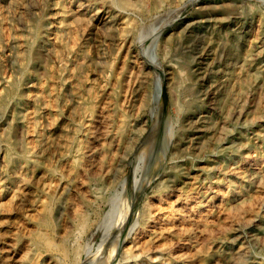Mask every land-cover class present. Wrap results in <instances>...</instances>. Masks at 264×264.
<instances>
[{
	"label": "rangeland",
	"instance_id": "rangeland-1",
	"mask_svg": "<svg viewBox=\"0 0 264 264\" xmlns=\"http://www.w3.org/2000/svg\"><path fill=\"white\" fill-rule=\"evenodd\" d=\"M16 1L0 0V264H264V0Z\"/></svg>",
	"mask_w": 264,
	"mask_h": 264
},
{
	"label": "bare ground",
	"instance_id": "bare-ground-1",
	"mask_svg": "<svg viewBox=\"0 0 264 264\" xmlns=\"http://www.w3.org/2000/svg\"><path fill=\"white\" fill-rule=\"evenodd\" d=\"M1 1H2V0H1ZM10 1H11V0H10ZM17 1H18V0H17ZM17 1H16V2H17ZM215 1H216V0H215ZM21 2H22V1H21ZM88 2H91V1L88 0ZM213 2H214V1H213ZM0 3H1V2H0ZM9 3H10V2H9ZM13 3H14V2H13ZM19 3H20V2H19ZM83 3H84V2H83ZM211 3H212V2H211ZM214 3H215V2H214ZM3 4H4V3H3ZM20 4H21V3H20ZM20 4H19V5H20ZM69 4H70V3H69ZM84 4H85V3H84ZM222 4H223V3H222ZM12 5H16V4H12ZM23 5H24V4H23ZM23 5H22V6H23ZM89 5H90V3H89ZM220 5H221V4H220ZM223 5H224V4H223ZM237 5H238V4H237ZM237 5H236V6H237ZM24 6H25V5H24ZM24 6H23V7H24ZM75 6H76V5H75ZM0 7H1V5H0ZM26 7H27V6H26ZM53 7H54V6H53ZM58 7H59V6H58ZM68 7H70V6H68ZM68 7H67V8H68ZM71 7H72V6H71ZM71 7H70V8H71ZM239 7H240V6H239ZM2 8H3V7H2ZM21 8H22V7H21ZM54 8H55V7H54ZM210 8H211V7H210ZM16 9H18V8H16ZM25 9H26V8H25ZM74 9H75V8H74ZM234 9H235V6H234L233 2L231 3V1H230L229 3H227V4L224 6V10H225L226 12H228V13H230V12L233 11ZM19 10L22 11V9H19ZM71 10H72V8H71ZM84 10H85V9H84ZM26 11H27V10H26ZM68 11H69V10H68ZM72 11H73V10H72ZM225 11H224V12H225ZM17 12H18V11H17ZM53 12H55V11H53ZM56 12H58V11H56ZM60 12H61V10H60ZM93 12H94V11H93ZM108 12H109V11H108ZM110 12H111V11H110ZM20 13H21V12H20ZM23 13H24V11L22 12V14H23ZM114 13H115V12H114ZM117 13H118V12H117ZM122 13H123V12H122ZM231 13H232V12H231ZM52 14H53V13H52ZM58 14H59V13H58ZM62 14H64V13H62ZM77 14H78V13H77ZM107 14H109V13H107ZM112 14H113V13H112ZM115 14H116V13H115ZM225 14H226V13H225ZM255 14H256V13H255ZM0 15H1V14H0ZM55 15H56V14H55ZM221 15H222V14H221ZM260 15H261V14H260ZM51 16H52V15H51ZM75 16H76V15H75ZM75 16H74V17H75ZM77 16H80V15H77ZM124 16L126 17V15H123V17H124ZM3 17H4V15H3ZM72 17H73V16H72ZM81 17H82V16H81ZM85 17H88V16L86 15ZM85 17H84V18H85ZM102 17H103V16H102ZM225 17H226V16H225ZM234 17H236V16H234ZM53 18H54V17H53ZM55 18H56V17H55ZM79 18H80V17H79ZM109 18H110V17H109ZM120 18H121V17H120ZM232 18H233V17H232ZM70 19H71V18H70ZM70 19H69V20H70ZM88 19H89V18H88ZM106 19H107V18H106ZM124 19H125V18H124ZM240 19H241V18H240ZM34 20H36V19H34ZM52 20H53V19H52ZM81 20H82V19H81ZM91 20H92V19H91ZM121 20H122V19H121ZM255 20H256V19H255ZM258 20H259V19H258ZM3 21H4V20H3ZM6 21H7V20H6ZM60 21L62 22V20H60ZM66 21H68V20H66ZM71 21H72V23H73V20H71ZM92 21H93V20H92ZM118 21H119V20H118ZM126 21H128V20H126ZM223 21H225V20H223ZM223 21H222V22H223ZM238 21H239V19H238ZM262 21H264V20H262ZM61 22H59V23L61 24ZM128 22H129V21H128ZM222 22L220 21L221 24H222ZM227 22H228V20H227ZM227 22H226V23H227ZM243 22H244V21H243ZM243 22L241 21V23H243ZM258 22H259V21H258ZM258 22H257V24H258ZM5 23H6V22H5ZM7 23H8V22H7ZM54 23H55V22H54ZM59 23H58V24H59ZM189 23H190V22H189ZM3 24H4V23H3ZM58 24H57V26H60V24H59V25H58ZM67 24H68V23H67ZM95 24H96V23H95ZM123 24H124V23H123ZM127 24H128V23H127ZM129 24H130V23H129ZM185 24H186V23H185ZM224 24H225V23H224ZM4 25H5V24H4ZM6 25H8V24H6ZM35 25L38 26V24H36V23H35ZM96 25H97V24H96ZM115 25H116V24H115ZM121 25H122V24H121ZM183 25H184V24H183ZM236 25H237V24H236ZM0 26H1V25H0ZM74 26H75V25H74ZM123 26H125V25H123ZM184 26H185V25H184ZM190 26H191V24H190ZM225 26H226V25H225ZM6 27H7V26H6ZM6 27H5V28H6ZM48 27H49V26H48ZM50 27H51V26H50ZM53 27H54V25H53ZM53 27H52V28H53ZM62 27H63V26H62ZM67 27H70V26H67ZM72 27H73V26H72ZM113 27H114V26H113ZM233 27H234V26H233ZM255 27H256V26H255ZM3 28H4V26H3ZM5 28H4V29H5ZM70 28H71V27H70ZM188 28H189V27H188ZM242 28H243V26H242ZM263 28H264V26H263ZM7 29H8V28H7ZM71 29H72V28H71ZM34 30H36V29H34ZM47 30H48V29H47ZM66 30H67V29H65V31H66ZM72 30H74V29H72ZM187 30H188V29H187ZM245 30H246V29H245ZM5 31H6V30H5ZM30 31H31V30H30ZM49 31H50V30H49ZM63 31H64V30H63ZM18 32H19V31H18ZM35 32H36V31H35ZM41 32H42V31H41ZM45 32H46V30H45ZM61 32H62V31H61ZM120 32H121V31H120ZM124 32H125V31H124ZM233 32H234V30H233ZM240 32H241V31H240ZM230 33H231V32H230ZM255 33H256V31H255ZM255 33H254V34H255ZM19 34H20V33H19ZM40 34H41V33H40ZM125 34H126V33H125ZM127 34L129 35V33H127ZM183 34H184V33H183ZM214 34H215V33H214ZM36 35H37V34H36ZM55 35L57 36V33H55ZM186 35H187V34H186ZM215 35H216V34H215ZM230 35H231V34H230ZM230 35H228V36H230ZM232 35H233V34H232ZM235 35H236V34H235ZM49 36H50V35H49ZM51 36H52V35H51ZM53 36H54V35H53ZM58 36H59V35H58ZM122 36H123V35H122ZM122 36H121V37H122ZM254 36H255V35H254ZM18 37H19V36H18ZM31 37H32V35H31ZM33 37H34V35H33ZM129 37H130V36H129ZM182 37H184V36L182 35ZM53 38H54V37H53ZM61 38H62V36H61ZM119 38H120V37H119ZM122 38H123V37H122ZM122 38H121V39H122ZM247 38H248V37H247ZM253 38H254V37H253ZM258 38H260V37H258ZM20 39H21V38H20ZM54 39H56V38H54ZM57 39L60 40V37H58ZM75 39H77V38H75ZM121 39H120V40H121ZM175 39H176V37H175ZM187 39H188V38H187ZM212 39H213V38H212ZM249 39H250V38H249ZM70 40H71V39H70ZM107 40H108V39H107ZM123 40H124V38H123ZM129 40H130V39H129ZM176 40H177V39H176ZM220 40H221V39H219V41H220ZM225 40H226V39H225ZM225 40H224V41H225ZM254 40H255V39H254ZM31 41H32V40H31ZM56 41H57V40H56ZM118 41H119V40H118ZM181 41H182V40H181ZM228 41H229V40H228ZM12 42L14 43V41H12ZM15 42H16V41H15ZM21 42H22V41H21ZM106 42H108V41H106ZM121 42H122V41H121ZM129 42H130V41H128V44H129ZM229 42H230V41H229ZM257 42H258V41H257ZM61 43H62V42H61ZM71 43H72V41H71ZM123 43H124V42H123ZM184 43H185V42H184ZM244 43H245V42H244ZM248 43H249V41L247 42V44H248ZM74 44H75V43H73V45H74ZM126 44H127V43H126ZM128 44H127V45H128ZM181 44H182V42H181ZM211 44H212V43H211ZM226 44H227V43H226ZM226 44H225V45H226ZM230 44H231V43H230ZM1 45H2V44H1ZM177 45H178V44H177ZM215 45H216V44H215ZM218 45H219V44H218ZM228 45H229V44H228ZM259 45H260V44H259ZM2 46H3V45H2ZM30 46H31V45H30ZM170 46H171V45H170ZM180 46H181V45H180ZM183 46H184V44H183ZM209 46H210V45H209ZM262 46H263V45H262ZM17 47H18V46H17ZM28 47H29V46H28ZM120 47H121V46H120ZM247 47H248V46H247ZM254 47H255V46H254ZM33 48H34V46H33ZM33 48H32V49H33ZM48 48H49V47H48ZM71 48H72V47H71ZM124 48H125V47H124ZM169 48H170V47H169ZM213 48H214V47H213ZM215 48H216V47H215ZM231 48H232V47H231ZM259 48H260V47H259ZM15 49H16V48H15ZM72 49H73V48H72ZM126 49H127V47H126ZM210 49H211V48H210ZM218 49H219V48H218ZM229 49H230V48H229ZM255 49L257 50V48H255ZM259 50H260V49H259ZM0 51H1V50H0ZM49 51H50V50H49ZM72 51H74V50H72ZM228 51H229V50H228ZM254 51H255V50H254ZM4 52H5V51H4ZM6 52H7V51H6ZM20 52H21V50H20ZM30 52H31V51H30ZM30 52H28V53H30ZM133 52H134V51H133ZM135 52H136V51H135ZM135 52H134V54H135ZM215 52H216V51H215ZM231 52H232V51H231ZM242 52H243V51H242ZM248 52H249V51H248ZM257 52H258V50H257ZM123 53L126 54L125 52H123ZM224 53H225V52H224ZM228 53H230V52H228ZM259 53H260V52H259ZM54 54H55V53H54ZM124 54H123V56H124ZM204 54H205V53H204ZM251 54H254V53H251ZM220 55H221V54H220ZM228 55H229V54H228ZM231 55H232V54H231ZM240 55H242V54H240ZM255 55H256V57H257V54H255ZM16 56H17V55H16ZM27 56H29V55H27ZM135 56H136V55H135ZM232 56H234V55H232ZM232 56H231V58H232ZM242 56H243V55H242ZM23 57H24V55H23ZM222 57H223V56H222ZM224 57H225V56H224ZM84 58H85V57H84ZM229 58H230V56H229ZM231 58H230V59H231ZM234 58H235V57H234ZM26 59H28V58L26 57ZM81 59H82V57H81ZM120 59H121V58H120ZM123 59H124V57H123ZM255 59H256V58H255ZM262 59H263V58H262ZM121 60H122V59H121ZM200 60H201V59H200ZM26 61H27V60H26ZM122 61H123V60H122ZM138 61H139V60H138ZM138 61H137V62H138ZM216 61H217V59H216ZM85 63H86V62H85ZM241 63H242V61H241ZM246 63H247V62H246ZM29 64H30V63H29ZM225 64H227V63L225 62ZM252 64H253V63H252ZM252 64H251V65H252ZM255 64H256V63H255ZM119 65H120V64H119ZM195 65H196V64H195ZM212 65H213V64H212ZM212 65H211V66H212ZM223 65H224V64H223ZM240 65H241V64H240ZM258 65H259V64H258ZM204 66H205V65H204ZM225 66H226V65H225ZM229 66H230V65H229ZM242 66H243V65H242ZM262 66H263V64H262ZM28 67H29V66H28ZM130 67H131V66H130ZM236 67H237V66H236ZM205 68H207V67L205 66ZM238 68H240V67H238ZM238 68H237V69H238ZM244 68H245V67H244ZM244 68H243V69H244ZM23 69H25V68H23ZM29 69H30V72H31V68H30V67H29ZM71 69H73V68L71 67ZM197 69H198V68H197ZM197 69H196V70H197ZM257 69H258V68H257ZM48 70H49V69H48ZM50 70H51V69H50ZM133 70H134V69H133ZM135 70H136V69H135ZM198 70H199V69H198ZM202 70H203V69H202ZM219 70H220V69H219ZM245 70H247V69H245ZM68 71H69V70H68ZM72 71H73V70H72ZM79 71H80V69H79ZM82 71H83V70H82ZM129 71H130V70H129ZM212 71L214 72V69H213ZM236 71H237V70H236ZM252 71H253V70H252ZM252 71H251V72H252ZM258 71H259V70H258ZM25 72H26V71H25ZM25 72H24V73H25ZM28 72H29V71H28ZM69 72H70V71H69ZM77 72H78V71H77ZM83 72H84V71H83ZM127 72H128V71H127ZM130 72H131V71H130ZM139 72H140V71H139ZM147 72H148V71H147ZM213 72H212V73H213ZM218 72H219V71H218ZM220 72H221V71H220ZM224 72H225V71H224ZM240 72H241V70H240ZM245 72H246V71H245ZM251 72H250V73H251ZM260 72H261V71H260ZM134 73H135V72H134ZM137 73H138V72H137ZM177 73H178V72H177ZM216 73H217V72H216ZM253 73H255V72L253 71ZM78 74H79V73H78ZM126 74H127V73H126ZM128 74H129V73H128ZM197 74L199 75V73H197ZM259 74H260V73H259ZM73 75H74V74H73ZM203 75H204V74H203ZM237 75H238V74H237ZM74 76H75V75H74ZM74 76H73V77H74ZM136 76H137V74H136ZM207 76H208V75H207ZM238 76H239V75H238ZM75 77H76V76H75ZM78 77H79V76H78ZM85 77H86V76H85ZM142 77H143V76H142ZM142 77H141V78H142ZM178 77H179V76H178ZM199 77H200V75H199ZM67 78H68V77H67ZM83 78H84V76H83ZM225 78H226V77H225ZM225 78H224V79H225ZM234 78H235V77H234ZM236 78H237V77H236ZM248 78H251V77H248ZM68 79H69V78H68ZM73 79H74V78H73ZM77 79H78V78H77ZM127 79H128V78H127ZM127 79H125V80H127ZM143 79H144V77H143ZM174 79H175V77H174ZM178 79H179V78H178ZM180 79H181V78H180ZM184 79H185V78H184ZM184 79H183V80H184ZM253 79H254V78H253ZM4 80H6V79H4ZM43 80H45V79H43ZM43 80H42V81H43ZM79 80H80V79H79ZM86 80H87V78H86ZM202 80H203V79H202ZM204 80H205V79H204ZM249 80H250V79H249ZM254 80H255V79H254ZM119 81H120V80H119ZM176 81H177V80H176ZM238 81H239V80H238ZM115 82H116V81H115ZM125 82H126V81H125ZM128 82H129V81H128ZM132 82H133V81H132ZM179 82H180V81H179ZM133 83H134V82H133ZM137 83H138V82H137ZM177 83H178V82H177ZM209 83H210V82H209ZM217 83H218V82H217ZM234 83H235V82H234ZM17 84H18V83H17ZM39 84H40V83H39ZM47 84H48V83H47ZM138 84H139V83H138ZM140 84H141V83H140ZM25 85H26V84H25ZM49 85H52V84H49ZM75 85H78V84L75 83ZM212 85H213V84H212ZM230 85H231V84H230ZM233 85H234V84H233ZM80 86H81V85H80ZM127 86H128V85H127ZM180 86H181V85H180ZM234 86H235V85H234ZM237 86H238V85H237ZM25 87H26V86H25ZM39 87H40V86H39ZM48 87H49V86H48ZM77 87H78V86H77ZM131 87H132V86H131ZM131 87H130V88H131ZM210 87H211V86H209V88H210ZM207 88H208V86H207ZM212 88H213V87H212ZM222 88H223V86H222ZM222 88H221V89H222ZM10 89H12V88H10ZM31 89H32V88H31ZM230 89H231V88H230ZM230 89H229V90H230ZM204 90H205V89H204ZM225 90H226V89H225ZM227 90H228V89H227ZM233 90H234V88H233ZM14 91H15V90H14ZM16 91H17V89H16ZM39 91H40V89H39ZM106 91L108 92L109 90H106ZM208 91H209V90H208ZM214 91H215V90H214ZM214 91H213V92H214ZM223 91H224V90H223ZM248 91H249V90H248ZM26 92H27V91H26ZM30 92H31V91H30ZM35 92H36V91H35ZM49 92H51V91H49ZM143 92H144V91H143ZM143 92H142V93H143ZM203 92H204V91H203ZM221 92H222V90H221ZM230 92H231V91H230ZM32 93H33V92H32ZM36 93H37V92H36ZM38 93H39V92H38ZM40 93H41V92H40ZM7 94H8V93H7ZM10 94H11V93H10ZM12 94H13V96H14V93H12ZM107 94H108V93H107ZM204 94H206V93H204ZM228 94H229V93H228ZM228 94H227V95H228ZM263 94H264V93H263ZM28 95H29V94H28ZM39 95H40V94H39ZM79 95H80V94H79ZM220 95H221V94H220ZM225 95H226V94H225ZM34 96H35V95H34ZM34 96H33V97H34ZM105 96H106V95H105ZM105 96H104V97H105ZM141 96H142V95H141ZM233 96H234V95H233ZM24 97H25V96H24ZM26 97H27V96H26ZM35 97H36V96H35ZM139 97H140V96H139ZM201 97H202V96H201ZM201 97H200V98H201ZM52 98H53V97H52ZM216 98H218V97L216 96ZM35 99H36V98H35ZM212 99H213V98H212ZM228 99H229V98H228ZM106 100H107V99H106ZM113 100H114V99H113ZM99 101H100V100H99ZM108 101H109V100H108ZM201 101H202V100H201ZM222 101H223V100H222ZM42 102H43V101H42ZM47 102H48V101H47ZM103 102H104V101H103ZM211 102H212V101H211ZM33 103H34V102H33ZM51 103H52V102H51ZM212 103H213V102H212ZM102 104H103V103H102ZM104 104H105V103H104ZM104 104H103V105H104ZM205 104H206V103H205ZM208 104H209V103H208ZM52 105H53V106H52ZM52 105H51V106L55 108L54 104H52ZM96 105H97V102H96ZM220 105H222V104H220ZM30 106H31V105H30ZM218 106H219V105H218ZM24 107H25V106H24ZM52 107H51V108H52ZM195 107H196V106H195ZM206 107H207V106H206ZM236 107H237V105H236ZM30 108H31V107H30ZM107 108H109V106H108ZM214 108H215V107H214ZM220 108H221V107H220ZM240 108H243V107H240ZM243 109H244V108H243ZM193 110H194V109H193ZM236 110H239V109H236ZM30 111H32V110H30ZM204 111H205V110H204ZM53 112H54V111H53ZM109 112H110V111H109ZM111 112H112V111H111ZM189 112H190V111H189ZM243 112H244V111H243ZM26 113H27V112H26ZM29 113H30V112H29ZM88 114H89V113H88ZM90 114H91V113H90ZM104 114H105V113H104ZM189 114H190V113H189ZM206 114H207V113H206ZM243 114H244V113H243ZM29 115H32V114H29ZM68 115H70V114H68ZM78 115H79V114H78ZM191 115H192V114H191ZM236 115H237V113H236ZM236 115H235V116H236ZM260 115H261V114H260ZM27 116H28V114H27ZM86 116H87V115H86ZM90 116H91V115H90ZM100 116H101V118H102V115H100ZM114 116H115V114H114ZM117 116L119 117V115H117ZM197 116H198V114H197ZM200 116H201V115H200ZM262 116H263V115H262ZM77 117H79V116H77ZM97 117L99 118V115H98ZM237 117H238V116H237ZM260 117H261V116H260ZM20 118H21V117H20ZM26 118H28V117H26ZM34 118H35V117H34ZM47 118H49V117H47ZM68 118H69V117H68ZM72 118H73V117H72ZM93 118H95V117H93ZM113 118H114V117H113ZM204 118H205V117H204ZM209 118H210V117H209ZM30 119H31V118H30ZM37 119H38V118H37ZM73 119H74V118H73ZM73 119H72V120H73ZM24 120H25V119H24ZM104 120H105V119H104ZM194 120H195V119H194ZM198 120H199V119H198ZM200 120H201V119H200ZM204 120H205V119H204ZM19 121H20V120H19ZM86 121H87V120H86ZM260 121H261V120H260ZM36 122H37V121H36ZM48 122H49V121H48ZM71 122H72V121H71ZM74 122H75V121H74ZM76 122H77V121H76ZM87 122H89V121H87ZM100 122H101V121H100ZM190 122H191V121H190ZM190 122H189V123H190ZM253 122H254V121H253ZM129 123H130V122H129ZM189 123H188V124H189ZM191 123H192V122H191ZM37 124H38V123H37ZM50 124H51V123H50ZM82 124H83V123H82ZM85 124H86V123H85ZM96 124H97V123H96ZM98 124H99V123H98ZM40 125H41V124H40ZM54 125H55V124H54ZM60 125H62V124H60ZM114 125H115V124H114ZM127 125H128V124H127ZM129 125H130V124H129ZM32 126H33V125H32ZM46 126H47V125H46ZM74 126H75V125H74ZM74 126H73V127H74ZM79 126H81V125H79ZM79 126H78V127H79ZM84 126H85V125H84ZM96 126H97V125H96ZM101 126L104 127V125H101ZM130 126H131V125H130ZM187 126H188V125H187ZM199 126H200V125H199ZM205 126H206V125H205ZM250 126H251V125H250ZM254 126H256V125H254ZM40 127H41V126H40ZM43 127H44V126H43ZM82 127H83V125H82ZM94 127H95V125H94ZM201 127H202V126H201ZM209 127H210V126H209ZM229 127H230V126H229ZM229 127H227V128H229ZM64 128H65V127H64ZM86 128H87V127H86ZM86 128H85V129H86ZM96 128H97V127H96ZM99 128H100V127H99ZM194 128H195V127H194ZM199 128H200V127H199ZM25 129H27V128L25 127ZM46 129H47V128H46ZM60 129H61V128H60ZM85 129H84V130H85ZM90 129H91V128H90ZM94 129H95V128H94ZM94 129H92V130L90 131V138H91L92 140H94V139L96 138V131H95L96 129H95V130H94ZM97 129H98V128H97ZM101 129H102V128H101ZM101 129H99V131H100ZM103 129H105V128H103ZM197 129H198V128H197ZM204 129H205V128H204ZM28 130H29V129H28ZM28 130H27V131H28ZM81 130H82V129H81ZM88 130H89V129H88ZM191 130H192V128H191ZM209 130H210V129H209ZM40 131H42V129H41ZM102 131H103V130H102ZM234 131H235V130H234ZM28 132H30V131H28ZM42 132H43V131H42ZM76 132H78V131H76ZM82 132H83V131H82ZM100 132H101V131H100ZM112 132H113V131H112ZM114 132H115V129H114ZM120 132H122V131H120ZM25 133H26V132H25ZM32 133H33V132H32ZM80 133H81V132H80ZM101 133H103V132H101ZM199 133H200V132H199ZM231 133H233V132H231ZM251 133H252V132H251ZM47 134H48V133H47ZM113 134H114V133H113ZM113 134H112V135H113ZM197 134H198V133H197ZM220 134H221V133H220ZM24 135H25V134H24ZM38 135H39V134H38ZM87 135H88V134H87ZM99 135H100V134H99ZM114 135H115V134H114ZM114 135H113V137H114ZM120 135H121V134H119V136H120ZM262 135H263V134H262ZM28 136H29V135H28ZM34 136H35V135H34ZM47 136H48V135H47ZM83 136H84V135H83ZM88 136H89V135H88ZM257 136H258V135H257ZM25 137H26V136H25ZM29 137H30V136H29ZM29 137H28V138H29ZM31 137H32V136H31ZM48 137H49V136H48ZM54 137H55V136H54ZM117 137H118V135H117ZM222 137H223V136H222ZM222 137H221V138H222ZM34 138H35V137H34ZM87 138H88V137H87ZM90 138H89V139H90ZM114 138H115V137H114ZM194 138H195V137H194ZM217 138H219V137H217ZM83 139H84V138H83ZM83 139H82V140H83ZM104 139H105V138H104ZM181 139H182V138H181ZM219 139H220V138H219ZM31 140H32V139H31ZM197 140H198V139H197ZM204 140H205V139H204ZM241 140H242V139H241ZM260 140H261V139H260ZM59 141H60V140H59ZM25 142H26V141H25ZM29 142H30V141H29ZM31 142H32V141H31ZM50 142H51V141H50ZM76 142H77V141H76ZM102 142H103V140H102ZM179 142H180V141H179ZM188 142H189V140L184 141L185 144H187ZM204 142H205V141H204ZM242 142H243V140H242ZM51 143H52V142H51ZM54 143H55V142H54ZM84 143H85V141H84ZM93 143H94V142H93ZM194 143H195V142H194ZM209 143H210V142H209ZM240 143H241V142H240ZM243 143H244V142H243ZM243 143H242V144H243ZM31 144H32V143H31ZM33 144H34V142H33ZM99 144H100V142H99ZM204 144H205V143H204ZM204 144H203V145H204ZM206 144H207V143H206ZM233 144H234V143H233ZM117 145H118V144H117ZM193 145H194V144H193ZM211 145H212V144H211ZM98 146H99V147H98ZM191 146H192V145H191ZM195 146H196V145H195ZM235 146H238V144L235 145ZM235 146H234V147H235ZM31 147H32V146H31ZM181 147H183V146H181ZM101 148H102V147H101ZM231 148H232V147H231ZM82 149H83V148H82ZM77 150H78V149H77ZM114 150H115V148H114ZM196 150H197V149H196ZM196 150H195V151H196ZM207 150H208V149H207ZM213 150H214V149H213ZM83 151H84L85 156L88 158V157L92 156V154L95 153V152H98V153H99V152L101 151V149H100V145H95V146L90 145V146H87V148H86L85 150H83ZM181 151H182V150H181ZM75 152H76V151H75ZM233 152H234V151H233ZM237 152H238V151H237ZM76 153H77V152H76ZM109 153H110V152H109ZM185 153H186V152H185ZM205 154H206V153H205ZM70 155H71V153H70ZM70 155H69V156H70ZM98 155H99V154H98ZM98 155H97V156H98ZM109 155H110V154H109ZM100 156H101V152H100ZM113 156H114V155H113ZM76 157H77V156H76ZM102 157H103V156H102ZM46 158H47V157H46ZM69 158H70V157H69ZM0 159H1V158H0ZM47 159H48V158H47ZM72 159H73V158H72ZM76 159H77V158H75V160H76ZM110 159H111V158H110ZM11 160H12V159H11ZM90 160H91V159H90ZM93 160H94V159H93ZM1 161H2V160H1ZM33 161H34V159H33ZM33 161H32V163H33ZM99 161H101V160L99 159ZM110 161H111V160H110ZM0 163H1V162H0ZM37 163H38V162H37ZM90 163H91V161L89 162V160H88V162H86V164H87V165H86V168H90V167H93V166L95 165V164H92V163L90 164ZM93 163H94V161H93ZM96 163H97V162H96ZM6 164H7V163H6ZM6 164H5V165H6ZM33 164H34V163H33ZM81 164H82V163H81ZM109 164H110V162H109ZM49 165H50V164H49ZM97 165H98V166H94V167L97 168L98 170H100V169L103 170L104 168H105V169H109V168L107 167V161H101V163H100V164H97ZM113 165H114V164H113ZM30 166H31V164H30ZM40 166H41V165H40ZM82 166H83V165H82ZM201 166H202V165H201ZM9 167H10V166H9ZM109 167H110V165H109ZM4 168H5V167H4ZM30 168H31V167H30ZM83 168H84V167H83ZM195 168H196V167H195ZM8 169H9V168H8ZM53 169H54V168H53ZM72 169H73V167H72ZM75 169H76V168H75ZM30 170H31V169H30ZM44 170H47V169H44ZM109 170H110V169H109ZM187 170H188V169H187ZM200 170H201V169H200ZM200 170H199V171H200ZM8 171H9V170H8ZM10 171H11V170H10ZM89 171H90V170H89ZM105 171H106V170H105ZM33 172H34V171H33ZM44 172H45V171H44ZM44 172H43V173H44ZM54 172H56V171L54 170ZM79 172H80V171H79ZM91 172H92V171H91ZM98 172H99V171H98ZM102 172H103V171H102ZM10 173H11V172H10ZM30 173H31V172H30ZM80 173H81V172H80ZM89 173H90V172H89ZM94 173L96 174V172H94ZM69 174H70V173H69ZM81 174H82V173H81ZM84 174H85V173H84ZM192 174H193V173H192ZM72 175H73V174H72ZM52 176H53V175H52ZM52 176H51V177H52ZM193 176H194V175H193ZM74 177H75V176H74ZM76 177H78V176L76 175ZM28 178H29V177H28ZM48 178H49V177H48ZM52 178H53V177H52ZM57 178H58V176H57ZM71 178H72V177H71ZM37 179H38V178H37ZM55 179H56V178H55ZM58 179H59V178H58ZM58 179H57V180H58ZM62 179H63V178H62ZM64 179H65V178H64ZM67 179H68V178H67ZM79 179H80V178H79ZM82 179H83V178H82ZM84 179H85V178H84ZM28 180H29V179H28ZM42 181H43V180H42ZM53 181H54V179H53ZM60 181H61V180H60ZM81 181H82V180H81ZM84 181H85V180H84ZM55 182H57V181H55ZM55 182H54V183H55ZM63 182H64V181H63ZM32 183H33V182H32ZM36 183H37V182H36ZM57 183H58V182H57ZM76 183H77V182H76ZM47 184H48V183H47ZM51 184H52V181H51ZM55 184H56V183H55ZM58 184H59V183H58ZM65 184H66V183H65ZM77 184H78V183H77ZM33 185H34V184H33ZM36 185H37V184H36ZM62 185H64V184H62ZM67 185H68V184H67ZM71 185L74 187L73 184H71ZM7 186H8V185H7ZM22 186H23V185H22ZM22 186H21V187H22ZM68 186H69V185H68ZM76 186H77V185H76ZM0 187H1V186H0ZM37 187H38V186H37ZM57 187H58V186H57ZM61 187H62V186H61ZM63 187H64V186H63ZM63 187H62V188H63ZM5 188H6V187H5ZM31 188H32V187H31ZM74 188H75V187H74ZM76 188H77V187H76ZM85 188H86V187H85ZM7 189H8V188H7ZM34 189H35V188H34ZM78 189H79V188H78ZM80 189H81V188H80ZM13 190H14V189H12L11 191H13ZM24 191H25V190H24ZM28 192H29V191H28ZM74 192H75V191H74ZM22 193H23V192H22ZM32 193H33V192H32ZM32 193H31V194H32ZM10 194H11V193H10ZM33 194H34V193H33ZM16 195H17V194H16ZM24 195H25V193H24ZM36 196H37V195H36ZM36 196H34V198H35ZM9 197H10V196H9ZM17 197H18V196H17ZM22 197H23V195H22ZM25 198H26V197H25ZM29 198H31V197H29ZM26 200H27V199H26ZM26 200H24V201H26ZM31 200H32V199H31ZM1 201H2V200H1ZM14 201H15V200H14ZM17 201H19L18 203H20V200H17ZM21 202H22V201H21ZM26 202H27V201H26ZM68 203H69V202H68ZM16 204H17V202H16ZM16 204H15V205H16ZM21 204H22V203H21ZM17 205H20V204H17ZM69 205H70V204H69ZM27 206H28V205H27ZM19 207H20V206H19ZM23 209H24V208H23ZM20 210H21V209H20ZM40 210H42V209H40ZM38 212H39V211H38ZM44 214H45V213H44ZM41 215H42V214H41ZM82 216H83V215H82ZM45 218H46V216H45ZM83 218H84V216L81 218V220H80L81 222L83 221ZM85 220H86V219H85ZM80 221H79V222H80ZM69 222H70V221H69ZM79 222H78V223H79ZM84 222H85V221H84ZM84 222H83V223H84ZM34 224H35V223H34ZM38 224H39V223H38ZM80 224H81V223H80ZM84 224H85V223H84ZM36 225H37V224H36ZM79 226H80V225H79ZM81 226H82V225H81ZM75 229H76V228H75ZM78 229H79V228H78ZM76 231H77V229H76ZM9 236H10V235H9ZM11 236H12V235H11ZM14 236H15V235H14ZM16 236H17V235H16ZM2 237H3V236H2ZM10 239H12V238H9L8 240H10ZM8 240H7V241H8ZM14 240H15V239H14ZM15 241H16V240H15ZM15 241L12 240V242H15ZM27 241H28V239H27ZM31 241H32V240H31ZM5 242H6V241H5ZM10 242H11V241H10ZM24 242H25V241H24ZM28 242H29V241H28ZM28 242H27V243H28ZM8 243H9V241H8ZM25 243H26V242H25ZM25 243H24V244H25ZM27 243H26V245H27ZM13 245H16V244H13ZM17 245H19V244H17ZM34 245H35V244H34ZM8 246H9V245H8ZM10 246H11V245H10ZM23 247H24V246H23ZM3 248H4V247H3ZM21 248H22V247H21ZM9 249H10V248H9ZM9 249H7V250H9ZM24 249H25V248H24ZM24 249H23V250H24ZM27 249H28V248H27ZM5 250H6V249H5ZM33 250H34V249H33ZM1 251H2V250H1ZM13 251H14V250H13ZM21 251H22V250H21ZM24 251H25V250H24ZM21 253H23V251H22ZM21 253H20V254H21ZM11 254H12V253H11ZM24 254H25V253H24ZM26 254H27V251H26ZM38 255H39V254H38ZM3 256H4V255H3ZM11 256H12V255H11ZM19 256H20V255H19ZM4 257H5V256H4ZM21 257H24V255H22ZM21 257H19V258H21ZM0 258H1V257H0ZM37 258H38V256H37ZM1 259H2V258H1ZM7 259H8V258H7ZM14 259H15V258H14ZM3 262H4V261H3ZM7 262H8V261H7ZM12 262H13V260H12ZM18 262H19V261H18ZM18 262H17V263H18ZM53 262H55V261H53ZM4 263H5V262H4ZM13 263H15V262H13ZM13 263H12V264H13ZM17 263H16V264H17ZM33 264H35V263L33 262ZM52 264H53V263H52Z\"/></svg>",
	"mask_w": 264,
	"mask_h": 264
}]
</instances>
